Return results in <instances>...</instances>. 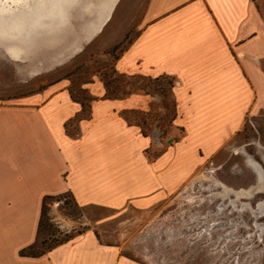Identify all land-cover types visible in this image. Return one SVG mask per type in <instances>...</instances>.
Wrapping results in <instances>:
<instances>
[{"label":"crops","instance_id":"1","mask_svg":"<svg viewBox=\"0 0 264 264\" xmlns=\"http://www.w3.org/2000/svg\"><path fill=\"white\" fill-rule=\"evenodd\" d=\"M139 26L116 70L173 81L180 137L150 159L153 141L120 114L126 101H92L72 132L80 109L65 93L0 104V264H140L90 230L38 257L19 251L35 240L44 197L149 209L191 177L198 153L264 109V0H147Z\"/></svg>","mask_w":264,"mask_h":264},{"label":"rangeland","instance_id":"2","mask_svg":"<svg viewBox=\"0 0 264 264\" xmlns=\"http://www.w3.org/2000/svg\"><path fill=\"white\" fill-rule=\"evenodd\" d=\"M115 1L0 0V104L43 91L65 93L80 109L67 124L72 132L92 101H126L120 114L153 141L146 150L153 159L181 135L173 124V81L116 70L115 60L138 33L147 0H118L112 10ZM196 159L191 177L149 209L79 206L68 193L48 199L34 251L90 230L100 243L140 264H203L190 241L203 231L204 221H196L211 216L209 223L225 224L215 233L224 235L221 247L232 250L223 264H264V109L247 114L214 154L198 153ZM216 182L239 195L224 194ZM245 206L256 213L247 221L238 210ZM241 232L250 239H236Z\"/></svg>","mask_w":264,"mask_h":264},{"label":"snow or ice","instance_id":"3","mask_svg":"<svg viewBox=\"0 0 264 264\" xmlns=\"http://www.w3.org/2000/svg\"><path fill=\"white\" fill-rule=\"evenodd\" d=\"M258 182V178H257ZM251 207L255 209L258 207L257 204L252 203ZM238 210L243 214L242 219L247 221L249 220L250 215H256V213H249L247 206L245 207H239ZM212 219L211 216L205 218L203 216L200 217L196 221L197 224L200 223L201 220L204 221L202 228L203 231H197L195 234V239L191 240L190 243L195 245L194 251L196 253H199L200 256H198V259H203V264H213V261H217V264H223V261L227 260L230 262L232 256L230 255L232 250L231 248H222L221 245L224 244L225 239L224 235H216V229L218 228H224V223H209V221ZM222 220L221 218H217ZM235 222V218L233 220ZM235 235V234H234ZM236 239H250V234H244L241 232L238 236H235ZM228 240H233V236H228ZM163 244V242H160ZM223 252V256H218L217 253Z\"/></svg>","mask_w":264,"mask_h":264},{"label":"trees","instance_id":"4","mask_svg":"<svg viewBox=\"0 0 264 264\" xmlns=\"http://www.w3.org/2000/svg\"><path fill=\"white\" fill-rule=\"evenodd\" d=\"M52 197H49V196H46L42 199L41 201V206H40V215H39V219H38V222H37V229H36V235H35V240L34 242L27 246L26 248H23L19 251V255L20 256H26V257H38L40 255H42L43 253H45L46 251L50 250L52 247L56 246V245H59L65 241H67L68 239H70L71 237H67L65 238L64 240H58V241H54L52 245L44 248V249H41L39 251H34V249L36 248L37 246V242H38V237H39V234H40V229H41V226H42V223H43V208L45 206V202L48 200V199H51Z\"/></svg>","mask_w":264,"mask_h":264},{"label":"bare ground","instance_id":"5","mask_svg":"<svg viewBox=\"0 0 264 264\" xmlns=\"http://www.w3.org/2000/svg\"><path fill=\"white\" fill-rule=\"evenodd\" d=\"M117 1H118V0H116L115 3L113 4V6H112V10H113V8L115 7ZM111 12H112V11H111ZM111 12L106 16V18H107L106 21H107L108 18L110 17ZM106 21H105V22H106ZM105 22H104V23H105ZM104 23H102V25H103ZM106 23H107V22H106ZM100 25H101V21L99 20V22H98V26H97V29L100 28ZM16 57H17V56L14 54V55H13V58L15 59ZM216 185H217V186H222V187H224V189H225V190H224V194H227L229 191H231V192L234 193L236 196L239 195L238 192H235V191H233V190H231V189H227V188H226L222 183H220V182H216ZM185 189L188 190L189 187H188V188H185ZM190 197H191V196H190ZM185 198H186V197H185ZM191 198H192V197H191ZM191 198H190V199H191ZM187 201H188V200H187ZM191 201H192V200H191ZM260 205H261V203H260Z\"/></svg>","mask_w":264,"mask_h":264},{"label":"water","instance_id":"6","mask_svg":"<svg viewBox=\"0 0 264 264\" xmlns=\"http://www.w3.org/2000/svg\"><path fill=\"white\" fill-rule=\"evenodd\" d=\"M1 1H6L9 3H18V2H21L22 0H1ZM12 55H14V54H12Z\"/></svg>","mask_w":264,"mask_h":264}]
</instances>
